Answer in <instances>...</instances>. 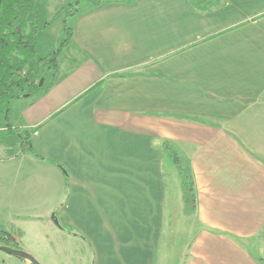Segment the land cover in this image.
Instances as JSON below:
<instances>
[{
	"label": "crops",
	"instance_id": "crops-1",
	"mask_svg": "<svg viewBox=\"0 0 264 264\" xmlns=\"http://www.w3.org/2000/svg\"><path fill=\"white\" fill-rule=\"evenodd\" d=\"M70 28L11 103L33 150L0 140V226L40 264H264V0H87Z\"/></svg>",
	"mask_w": 264,
	"mask_h": 264
},
{
	"label": "trees",
	"instance_id": "trees-1",
	"mask_svg": "<svg viewBox=\"0 0 264 264\" xmlns=\"http://www.w3.org/2000/svg\"><path fill=\"white\" fill-rule=\"evenodd\" d=\"M88 1L99 7L115 1L132 2L134 0ZM41 8L39 0H2L1 4L0 116H3L7 123L6 127L11 130L12 126L7 122V115L11 110L12 101L47 92L55 84L56 76L59 73L58 58L60 49L53 50L52 45L49 44V48H47L42 43L46 30L40 28L41 24H43L40 23L43 15ZM77 13L78 11L73 16ZM68 30L69 36L65 41L66 45L70 44L72 37V29L69 28ZM65 44L62 43V46ZM51 72H54L52 81L47 83L48 75ZM41 80H44L42 86H40ZM4 110H6L5 113ZM16 130L18 131L16 134L18 137L17 142L21 150L32 152L33 149L29 138L30 132L20 131L15 128ZM9 134L1 137V140L8 138ZM165 147L170 153L181 179L186 212L194 213L196 209L195 185L189 165L172 146L165 144ZM0 246L20 249L12 235L1 226Z\"/></svg>",
	"mask_w": 264,
	"mask_h": 264
},
{
	"label": "rangeland",
	"instance_id": "rangeland-1",
	"mask_svg": "<svg viewBox=\"0 0 264 264\" xmlns=\"http://www.w3.org/2000/svg\"><path fill=\"white\" fill-rule=\"evenodd\" d=\"M81 1H82V3H81ZM84 1H87V0H39V5L42 6L41 9H42V13H43L42 19L40 20V23H43V24H41L40 28L46 30L45 38H44L42 43L45 44L47 48H49V44H50L53 46V50H59L60 49V54H59V58H58L59 70H60V63H61L62 54L69 45V44L66 45L65 41H66L67 37L69 36V30L68 29L71 26V18L74 17L73 14H75L76 11L79 10L81 4H83ZM95 1L97 2V0H95ZM101 1L102 0H100V2ZM42 13H40V14H42ZM62 43H64L65 45L62 46ZM25 69L27 70V68H25ZM53 73L54 72H51L48 75L47 83H50L52 81ZM29 98H31V97H25L24 100L25 99L27 100ZM5 112H6V110H4V113ZM7 122H8V115H7ZM6 124L7 123L4 120L3 116H0V140L2 139L1 137H5V135L10 133L9 137L4 139V140L12 139L15 142H17L18 137L16 134L18 133V131L17 130L15 131V128H13L12 121H11V123L8 122V124H10L12 126V130L9 127H6ZM36 233H37V230H36ZM17 250H21V249H17ZM11 257H13V256H11ZM11 259L13 261H19L20 264H30L29 262L24 261V260L19 259V258L13 257ZM7 264H9V263H7Z\"/></svg>",
	"mask_w": 264,
	"mask_h": 264
},
{
	"label": "water",
	"instance_id": "water-1",
	"mask_svg": "<svg viewBox=\"0 0 264 264\" xmlns=\"http://www.w3.org/2000/svg\"><path fill=\"white\" fill-rule=\"evenodd\" d=\"M1 4H2V0H0V9H1ZM43 83H44V80H41L40 86H42ZM52 219L55 225H57L60 228V224L58 222L56 215H53ZM0 252L7 254L9 256H13L15 258L22 259L24 261L29 262L30 264H40L39 262L36 261V259L33 256H31L30 254H28L27 252L23 250H17V249H13L9 247L0 246Z\"/></svg>",
	"mask_w": 264,
	"mask_h": 264
}]
</instances>
